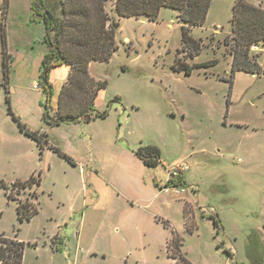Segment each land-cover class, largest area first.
Wrapping results in <instances>:
<instances>
[{
    "label": "rangeland",
    "instance_id": "1",
    "mask_svg": "<svg viewBox=\"0 0 264 264\" xmlns=\"http://www.w3.org/2000/svg\"><path fill=\"white\" fill-rule=\"evenodd\" d=\"M36 1L61 16L60 0ZM246 1L264 7V0ZM31 2L8 0V93L0 38V180L41 179L19 194L38 209L22 222L0 187V234L23 243L22 264H172L167 248L174 236L190 264H264V73L231 70L224 40L234 0H211L205 22L188 28L201 46L194 56L181 50L175 9L161 7L154 19L121 17L108 1L118 47L109 60L88 66L90 76L106 82L94 106L107 115L58 125L42 117L47 47ZM251 50L264 69V48ZM69 70L61 64L49 71L50 113ZM9 104L74 163L22 133ZM146 145L159 150L155 167L135 154ZM176 165L187 166L183 182L166 186L177 178Z\"/></svg>",
    "mask_w": 264,
    "mask_h": 264
},
{
    "label": "trees",
    "instance_id": "2",
    "mask_svg": "<svg viewBox=\"0 0 264 264\" xmlns=\"http://www.w3.org/2000/svg\"><path fill=\"white\" fill-rule=\"evenodd\" d=\"M110 0H60L61 16L55 17L50 10L41 6V1L32 0L31 8L35 17L43 21L45 33L43 42L47 51L42 58L40 84L46 92L47 102L44 107L43 119L49 125H58L61 122H87L92 118L105 117L107 110H97L94 106L98 90L104 87L105 81H96L88 72L89 63L92 61H107L113 51L117 49L115 41V21L107 11V2ZM211 0H113V10L118 16H144L149 19L157 17L161 7L173 8L178 12V19L182 23V51L188 56H194L201 50L200 42L188 34V28L201 26ZM40 3V4H39ZM8 0H4L1 10L0 38L2 42V72L4 85L8 93L9 84V58L6 45V14ZM231 34L225 37V44L231 54V70L244 71L251 74L264 73V69L258 62V52H252L251 48L259 45L264 48V7L247 2L246 0H234L232 16L230 17ZM217 59L198 63L193 66L212 65ZM66 64L70 67L68 76L63 83L59 95L57 107L53 113L49 112V99L51 84L48 80L52 67ZM189 73L191 66L179 62ZM9 97V96H7ZM8 112L12 115L19 130L33 139L37 146L43 150L45 147L53 149L68 161H74L57 147L48 144L47 135L37 130L29 129L21 119L14 114L10 104ZM135 154L147 166L155 167L159 162V150L155 146H140ZM40 176H30L26 180H17L7 184L0 180V187L6 189V195L16 202L17 219L22 222L31 219L38 209L33 199L19 197V194L34 185L40 184ZM179 175L175 180L170 179L166 186H177L182 183ZM31 198L37 193L31 191ZM185 213H188V204L184 205ZM215 228H220L218 218H213ZM180 240L174 238L168 243L167 254L173 260L172 264H190L179 249ZM23 243L6 238L0 234V264H22Z\"/></svg>",
    "mask_w": 264,
    "mask_h": 264
},
{
    "label": "built area",
    "instance_id": "3",
    "mask_svg": "<svg viewBox=\"0 0 264 264\" xmlns=\"http://www.w3.org/2000/svg\"><path fill=\"white\" fill-rule=\"evenodd\" d=\"M34 87H35V88H40V85H39V84H35ZM186 167H187V166L176 165V168L173 169V171H172L173 176L178 177L179 174H180L182 171H184V170L187 169ZM181 191H184V189L181 188Z\"/></svg>",
    "mask_w": 264,
    "mask_h": 264
},
{
    "label": "crops",
    "instance_id": "4",
    "mask_svg": "<svg viewBox=\"0 0 264 264\" xmlns=\"http://www.w3.org/2000/svg\"><path fill=\"white\" fill-rule=\"evenodd\" d=\"M186 203V202H185Z\"/></svg>",
    "mask_w": 264,
    "mask_h": 264
}]
</instances>
